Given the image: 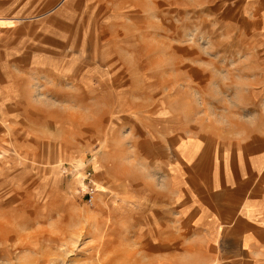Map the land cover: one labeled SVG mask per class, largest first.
<instances>
[{"label": "rangeland", "instance_id": "rangeland-1", "mask_svg": "<svg viewBox=\"0 0 264 264\" xmlns=\"http://www.w3.org/2000/svg\"><path fill=\"white\" fill-rule=\"evenodd\" d=\"M247 12L243 0H0V264H144L152 227L171 249L173 143L229 140L264 107Z\"/></svg>", "mask_w": 264, "mask_h": 264}, {"label": "crops", "instance_id": "crops-1", "mask_svg": "<svg viewBox=\"0 0 264 264\" xmlns=\"http://www.w3.org/2000/svg\"><path fill=\"white\" fill-rule=\"evenodd\" d=\"M243 1L248 7L247 49H253L262 72L257 89L264 106V0ZM257 112L255 122H246L250 130L231 140H175L164 160L171 180L165 216L173 226L166 239L174 243L160 252L157 228L152 227L148 238H141L149 244L135 253L149 258L144 264H264V188L256 184L264 175V107ZM155 215L151 226L154 218L158 222Z\"/></svg>", "mask_w": 264, "mask_h": 264}, {"label": "built area", "instance_id": "built-area-1", "mask_svg": "<svg viewBox=\"0 0 264 264\" xmlns=\"http://www.w3.org/2000/svg\"><path fill=\"white\" fill-rule=\"evenodd\" d=\"M86 195L89 198V201L92 203L95 195H96V189L94 186H88L87 190H86Z\"/></svg>", "mask_w": 264, "mask_h": 264}]
</instances>
